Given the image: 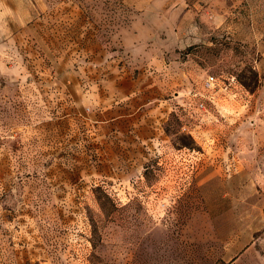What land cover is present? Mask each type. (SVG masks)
<instances>
[{"label":"rangeland","instance_id":"1","mask_svg":"<svg viewBox=\"0 0 264 264\" xmlns=\"http://www.w3.org/2000/svg\"><path fill=\"white\" fill-rule=\"evenodd\" d=\"M0 264H264V0H0Z\"/></svg>","mask_w":264,"mask_h":264},{"label":"built area","instance_id":"2","mask_svg":"<svg viewBox=\"0 0 264 264\" xmlns=\"http://www.w3.org/2000/svg\"><path fill=\"white\" fill-rule=\"evenodd\" d=\"M213 85V77H209L207 79V87H211Z\"/></svg>","mask_w":264,"mask_h":264}]
</instances>
